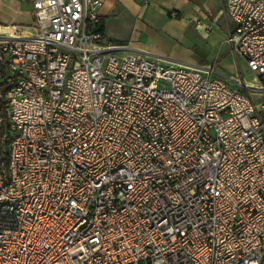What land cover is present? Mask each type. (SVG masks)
I'll list each match as a JSON object with an SVG mask.
<instances>
[{
    "label": "built area",
    "instance_id": "built-area-1",
    "mask_svg": "<svg viewBox=\"0 0 264 264\" xmlns=\"http://www.w3.org/2000/svg\"><path fill=\"white\" fill-rule=\"evenodd\" d=\"M25 1L31 36L0 33V264H264V0L224 5L254 86L113 44L101 0Z\"/></svg>",
    "mask_w": 264,
    "mask_h": 264
},
{
    "label": "crops",
    "instance_id": "crops-1",
    "mask_svg": "<svg viewBox=\"0 0 264 264\" xmlns=\"http://www.w3.org/2000/svg\"><path fill=\"white\" fill-rule=\"evenodd\" d=\"M103 33L113 44L146 52L164 63L213 66L233 75L228 42L233 24L225 0H101ZM34 25L25 0H0V33L16 28L30 36ZM232 71L231 73H229ZM238 76V75H237Z\"/></svg>",
    "mask_w": 264,
    "mask_h": 264
},
{
    "label": "rangeland",
    "instance_id": "rangeland-1",
    "mask_svg": "<svg viewBox=\"0 0 264 264\" xmlns=\"http://www.w3.org/2000/svg\"><path fill=\"white\" fill-rule=\"evenodd\" d=\"M126 54H128L126 52ZM130 54H133V53H130ZM233 68H234V71H230L229 73L232 72V74L234 75L236 73L235 76H239L244 83H247L246 82V77H252L247 71H246V66L244 64V62L240 59V58H236L233 60ZM253 78V77H252Z\"/></svg>",
    "mask_w": 264,
    "mask_h": 264
},
{
    "label": "bare ground",
    "instance_id": "bare-ground-1",
    "mask_svg": "<svg viewBox=\"0 0 264 264\" xmlns=\"http://www.w3.org/2000/svg\"><path fill=\"white\" fill-rule=\"evenodd\" d=\"M16 31H18V30H16V28H10L5 33V35L12 36V35L18 33ZM30 31H31V34H32V30H30ZM31 34H30V36H31ZM25 37H27V36H25ZM246 82H247V84H250V85H253V86L255 85V80L252 77H246Z\"/></svg>",
    "mask_w": 264,
    "mask_h": 264
},
{
    "label": "trees",
    "instance_id": "trees-1",
    "mask_svg": "<svg viewBox=\"0 0 264 264\" xmlns=\"http://www.w3.org/2000/svg\"><path fill=\"white\" fill-rule=\"evenodd\" d=\"M99 31L103 32V23H102V21H100V23H99Z\"/></svg>",
    "mask_w": 264,
    "mask_h": 264
}]
</instances>
